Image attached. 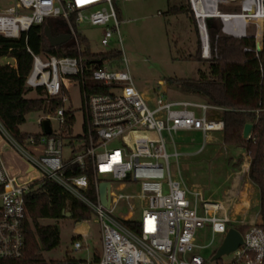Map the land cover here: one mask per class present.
<instances>
[{"label": "built area", "instance_id": "obj_1", "mask_svg": "<svg viewBox=\"0 0 264 264\" xmlns=\"http://www.w3.org/2000/svg\"><path fill=\"white\" fill-rule=\"evenodd\" d=\"M2 1L11 3L7 8ZM139 0H0V35L18 39L33 26L45 24L54 35L69 34L76 50L73 57H46L32 53L33 65L26 78L29 90L42 91L47 113L39 119L51 125V134L43 127L38 136L11 134L0 121V260H19L25 255V224L28 220L26 196L32 187L53 181L92 213L100 227L101 253L98 261L79 264H209L201 253L215 244L222 236L223 244L230 229L239 231L243 244L229 255L227 264H263L264 231L259 224H248L246 216L234 217L227 204L206 200L202 191L189 188L179 174L171 172L170 158L179 164L182 155L176 149L173 135L184 132L207 136L222 133L225 129L220 114L224 108L195 100H165L161 97L146 98L140 92L128 70L114 58L101 61L93 57L88 64L84 57L86 46L82 43L81 27L85 24L103 27L100 52L112 53L111 44L117 36L122 45L121 26L116 6L121 2ZM196 21L200 57L210 60L217 56L207 25L208 19H219L221 35L234 39L256 41L254 52L258 58L257 43H264V0H187ZM221 4L239 5V13L220 10ZM262 27L256 28V21ZM219 35L216 36V42ZM263 50V48H262ZM4 63L16 66L15 60L4 58ZM88 80L91 81L88 84ZM78 88L83 115V134L70 140L75 125L74 111L69 107L72 90ZM53 101L59 102L55 110ZM149 103L153 104L150 107ZM68 106V108H67ZM255 113L258 115L259 110ZM57 123L52 128L51 122ZM247 140L255 141L254 125ZM163 133H167L174 146L168 154ZM74 142H78L75 147ZM70 148L71 158L64 156ZM240 173L249 175L251 152L245 151ZM18 161L23 166L18 165ZM76 166L89 169L84 173L68 176ZM109 182L110 208L100 199L99 185ZM95 197H89L91 186ZM137 187L138 192L126 193ZM167 188L165 193L164 189ZM137 200L141 205L139 219H135ZM128 203L129 215L115 217L114 211ZM132 202V203H131ZM65 213H69L65 211ZM126 222L135 223L131 229ZM81 226V225H80ZM77 226L74 232L79 235ZM208 229L212 241L207 246L197 243L199 230ZM73 250L84 249L82 241H73ZM219 246V248H220ZM218 248V249H219ZM217 249V250H218ZM222 256V257H224Z\"/></svg>", "mask_w": 264, "mask_h": 264}, {"label": "rangeland", "instance_id": "obj_2", "mask_svg": "<svg viewBox=\"0 0 264 264\" xmlns=\"http://www.w3.org/2000/svg\"><path fill=\"white\" fill-rule=\"evenodd\" d=\"M7 8L11 3L2 1ZM183 4L188 13L172 14L170 7ZM119 19L124 21L121 26L122 45L118 37L113 39L111 49L120 52L118 62L123 65L122 70H128L137 89L146 95V98L161 97L165 100H195L198 98L185 95L178 87L176 81L194 80L199 77L200 71H206L208 65L200 60V43L197 24L194 20L187 0H139L121 2L116 6ZM220 10L228 13H239V5L221 4ZM82 39L89 43V49L93 53H99L101 38L104 33L103 27L83 25L80 29ZM264 39V37H263ZM264 44V43H263ZM263 48V46H262ZM91 83L90 80L87 81ZM72 102L69 106L74 111L75 125L70 133V140L83 134V115L81 111V99L78 88L72 90ZM36 91H30L28 98H37ZM153 107L152 103H149ZM68 108V106H67ZM39 113H30L26 123L19 130L21 133L38 136L42 132ZM56 130L57 123L51 122ZM168 154H173L175 149L167 133H163ZM177 151L182 154L179 164L175 158H170L171 172L180 174L189 188L202 191L206 200L222 201L228 205L231 214L241 220L246 216L248 224H259L260 195L258 188L251 182L249 175L240 173L236 168L240 157L243 158L245 151L228 146L223 143L221 133L209 134L206 138L205 148L200 151L204 144L203 134L197 132H184L173 135ZM78 142H74L78 147ZM70 148L64 150L65 158H71ZM242 162V164H243ZM20 167L23 166L18 161ZM242 166V165H241ZM179 168V171H178ZM126 193L138 192L137 187L126 189ZM165 193L167 188L164 189ZM132 203V202H131ZM135 219L140 218L141 205L137 200ZM128 203H123L113 213L115 217L129 215ZM68 212V211H67ZM42 225L57 226L60 232V245L50 252H44L43 258L47 263L76 260L93 262L95 254L101 253L100 227L92 217L91 221L84 222L78 228L83 232L81 239L84 249L75 252L73 241L78 237L75 229L76 223L72 219L43 220ZM197 243L207 246L212 241V234L208 229L197 232ZM222 243V236H216L215 244L203 250L201 253L211 261L213 254ZM232 256H224L218 262L209 264H227Z\"/></svg>", "mask_w": 264, "mask_h": 264}, {"label": "trees", "instance_id": "obj_3", "mask_svg": "<svg viewBox=\"0 0 264 264\" xmlns=\"http://www.w3.org/2000/svg\"><path fill=\"white\" fill-rule=\"evenodd\" d=\"M170 13H188L183 5H173ZM263 21L259 20V27ZM212 46L217 47V56L210 60H203L200 56L197 61L208 65L206 71H200L199 77L194 80L176 81L179 89L188 96L196 97L201 101L224 108L220 116L224 120L225 129L221 133L223 143L251 152V166L249 179L258 188L260 195L259 226L264 231V44L258 58L254 52L245 51V48L255 49L256 41L250 39H234L221 35L222 24L219 19H208ZM45 24L33 26L27 33L18 39H10L0 35V121L14 136L20 135L19 128L26 123L30 113L46 114L48 109L42 91H37V98H28L31 91L26 88L25 82L33 65L34 54L46 57L55 56L73 57L76 50L71 43L53 48L44 34ZM219 38L216 42V36ZM86 46L84 57L89 64L93 57L101 61L114 58L119 60L121 54L113 51L109 54L96 55L89 49L86 39H81ZM15 60L16 66L5 64L2 60ZM53 101L51 110L59 106ZM256 110L260 113L257 115ZM255 141L244 139V128L247 124H254ZM240 157L236 168L242 165ZM92 176L89 169L82 170L73 166L68 176L82 174ZM89 197H95V188L89 189ZM28 220L25 224V255L19 260H0V264H79L76 260H62L47 263L43 258L44 252H50L60 245V232L57 226L42 225L43 220H61L65 218V211L72 214L76 226L92 220L91 211L79 200L66 192L53 181H46L42 185L32 187L26 196ZM131 229H136L135 223L126 222ZM77 239H82L78 236ZM94 260H99L95 254ZM264 264V263H263Z\"/></svg>", "mask_w": 264, "mask_h": 264}, {"label": "water", "instance_id": "obj_4", "mask_svg": "<svg viewBox=\"0 0 264 264\" xmlns=\"http://www.w3.org/2000/svg\"><path fill=\"white\" fill-rule=\"evenodd\" d=\"M45 37L47 38L51 47L56 48L62 46L70 41L69 34H60L54 35L51 32V29L46 26L44 29ZM257 48L259 51H262V45L260 42L257 43ZM43 130L46 135L51 134V125L48 120H44L42 123ZM252 130V124H247L244 128L243 137L246 139ZM111 189V184L109 182L101 183L99 185V193L102 205L109 209L110 208V198L109 193ZM65 218L72 219L73 216L71 213H65ZM243 244V237L241 233L235 229H230L223 244L217 250L216 254L213 257L214 261H218L224 255H229L236 249H238Z\"/></svg>", "mask_w": 264, "mask_h": 264}, {"label": "bare ground", "instance_id": "obj_5", "mask_svg": "<svg viewBox=\"0 0 264 264\" xmlns=\"http://www.w3.org/2000/svg\"><path fill=\"white\" fill-rule=\"evenodd\" d=\"M256 26V28H259V21H256V24H255Z\"/></svg>", "mask_w": 264, "mask_h": 264}, {"label": "crops", "instance_id": "obj_6", "mask_svg": "<svg viewBox=\"0 0 264 264\" xmlns=\"http://www.w3.org/2000/svg\"><path fill=\"white\" fill-rule=\"evenodd\" d=\"M3 62L5 61L4 59L2 60ZM199 101H201L200 99H199ZM261 222V221H260ZM83 225V224H82ZM82 225L80 226V227H82ZM81 234H83V232H80V234L79 235H81ZM100 255V254H99Z\"/></svg>", "mask_w": 264, "mask_h": 264}]
</instances>
